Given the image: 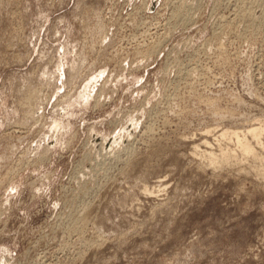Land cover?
<instances>
[{
    "label": "rangeland",
    "instance_id": "rangeland-1",
    "mask_svg": "<svg viewBox=\"0 0 264 264\" xmlns=\"http://www.w3.org/2000/svg\"><path fill=\"white\" fill-rule=\"evenodd\" d=\"M259 120L264 0H0V264H264Z\"/></svg>",
    "mask_w": 264,
    "mask_h": 264
},
{
    "label": "bare ground",
    "instance_id": "bare-ground-1",
    "mask_svg": "<svg viewBox=\"0 0 264 264\" xmlns=\"http://www.w3.org/2000/svg\"><path fill=\"white\" fill-rule=\"evenodd\" d=\"M146 2V0H145ZM143 4V2H142ZM148 4V3H147ZM145 5V3L143 4ZM142 5V6H143ZM144 7V6H143ZM135 8V7H134ZM178 11V10H177ZM130 12V11H129ZM239 12V11H238ZM242 12V11H241ZM236 13V12H235ZM176 14V13H175ZM182 14V13H180ZM179 14V15H180ZM240 14V13H239ZM244 16V15H242ZM241 16V17H242ZM237 17V16H236ZM231 18V17H230ZM240 18V17H239ZM238 18V19H239ZM235 19V18H234ZM183 20V19H182ZM187 20V19H186ZM191 20V19H190ZM228 21V20H227ZM188 22V21H187ZM190 23V21L188 22ZM71 95L72 93H68V95L65 96L64 98V102H70L71 100ZM64 97V96H63ZM262 121V120H261ZM261 121L259 120V124H252V122L250 124V127L247 128L248 130L247 131H233V132H229L227 129H222V131L220 132H217L214 136L216 137V142L218 144V142H221L222 140H226V139H230L231 141H234L235 143V149H232L230 148V146H226V147H220V154H217L215 151L213 150H209V146L211 145L210 141H208L207 139L205 140L204 139V144L206 146L207 149H205L203 152L205 154H207V157L209 158L210 162L211 163H216L218 162V159L220 157H225V158H231V157H235L237 155V151H240L241 153L247 155V156H253L255 159H258L261 161V163L263 164L264 166V155L263 154H260L257 152L256 148H261L262 150H264V142H263V134H264V123H261ZM257 122V121H256ZM248 127V126H247ZM216 130V129H214ZM206 131V130H205ZM203 132V133H206V132ZM213 132V131H212ZM211 130H210V133H212ZM212 136V137H214ZM214 140V141H215ZM203 140H201L202 142ZM229 141V143L231 142ZM114 142H117V141H114ZM200 142V143H201ZM212 142V141H211ZM106 140L104 139L103 140V143L101 145V147L103 148V146L106 144ZM228 143V144H229ZM233 143V144H234ZM113 144V143H112ZM110 142H108V145H111ZM115 144V143H114ZM113 144V145H114ZM213 144V143H212ZM117 145V144H116ZM233 146V147H234ZM110 147V146H109ZM127 147V146H126ZM118 147H116L117 149ZM200 149V146H197V151ZM212 149V148H211ZM105 150V149H104ZM115 150V149H114ZM114 150H112L111 152H113ZM119 150V149H118ZM127 150V148H126ZM105 152V151H104ZM108 152V150H107ZM123 152V151H122ZM115 153V152H114ZM121 153V152H120ZM198 153V152H197ZM110 153H105V156L106 155H109ZM104 157V156H103ZM108 158V156H107ZM105 157V160L107 159ZM114 158V157H113ZM112 158V159H113ZM108 160V159H107ZM106 160V161H107ZM116 161V159H115ZM104 163V162H103ZM115 163V162H114ZM97 165V164H96ZM95 167V166H93ZM97 167V166H96ZM110 167V166H109ZM98 168V167H97ZM101 168V167H99ZM95 170V168H94ZM98 170V169H97ZM107 171V170H106ZM104 171V172H106ZM97 172V171H96ZM95 172V173H96ZM100 172V171H99ZM103 172V170H102ZM108 172V171H107ZM260 174H264V172L260 171ZM96 175V174H95ZM99 175V173H98ZM106 175V174H105ZM162 179V178H161ZM166 185V184H165ZM167 186V185H166ZM147 191H149V189H146ZM146 191V192H147ZM161 191V190H160ZM158 192V191H157ZM164 192V191H163ZM150 193V192H149ZM148 193V194H149ZM150 195V194H149Z\"/></svg>",
    "mask_w": 264,
    "mask_h": 264
}]
</instances>
